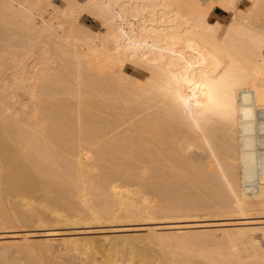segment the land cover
<instances>
[{
    "label": "bare ground",
    "instance_id": "1",
    "mask_svg": "<svg viewBox=\"0 0 264 264\" xmlns=\"http://www.w3.org/2000/svg\"><path fill=\"white\" fill-rule=\"evenodd\" d=\"M59 2L0 0V142L6 143L0 173H10L12 195L0 202V249L16 238L68 240L90 222L100 224V233L121 231L113 227L120 218L144 221L152 212L148 199L134 198L148 191L164 201L171 226L149 221L129 228L146 231L142 236L166 232L152 236L157 257L134 245L121 257L125 264H264L262 220L197 226L204 233L196 234L199 228L179 219L264 214V0H249L246 15L235 12V0ZM215 2L228 11L227 21L210 20ZM82 15L103 30L80 23ZM126 65L145 74L141 83ZM20 91L29 104L15 100ZM188 147L209 163L194 164ZM184 182L185 188L194 182L199 201ZM228 225L236 227L221 228ZM88 244L91 261L117 264L115 254L110 260ZM11 252L3 255L13 258ZM60 257L57 263H66Z\"/></svg>",
    "mask_w": 264,
    "mask_h": 264
},
{
    "label": "rangeland",
    "instance_id": "2",
    "mask_svg": "<svg viewBox=\"0 0 264 264\" xmlns=\"http://www.w3.org/2000/svg\"><path fill=\"white\" fill-rule=\"evenodd\" d=\"M214 1H216V0H214ZM55 2H57V4L59 3L60 4V2H59V0H55ZM235 12L238 14V15H246V14H248L249 12H250V3H249V0H235ZM209 18H210V20H214V19H218V20H221V21H227L228 19H229V13H228V11L224 8V7H222L221 5H219V4H217L216 2H215V4H214V9L212 10V12L210 13V16H209ZM79 22L80 23H83L84 25H86L87 27H89L90 29H92V30H94V31H101V30H103L102 28H103V26H102V24H101V22L100 21H98V20H96V19H94V18H92V17H89V16H87V15H82L80 18H79ZM99 24H101V25H99ZM40 52H41V50H40ZM31 63V64H30ZM32 64H33V62H31V61H29V63H28V66H32ZM14 70V69H13ZM12 70V71H13ZM33 71V69H30L29 68V71ZM15 71V70H14ZM21 71H18L17 70V73L18 74H22V73H20ZM125 72L128 74V75H131L132 77H134V79H136V81H138L139 83H141V81L145 78V74L143 73V72H141V70L139 69V68H137V67H134L133 65H126V67H125ZM11 73V71L9 72V73H7V74H10ZM8 76V75H7ZM20 94H18V96H17V98L15 99L16 101H18L22 106L25 104H27L28 103V97L26 96V94L24 95L23 94V92H19ZM20 95V96H19ZM35 102L36 103H38V101L37 100H35ZM19 103L17 104V108L19 109V107L21 106H19ZM22 103H24V104H22ZM29 104V103H28ZM24 105V106H25ZM19 106V107H18ZM24 109H25V107H24ZM26 113H27V115L28 116H30V114H31V112L29 111V110H24ZM30 113V114H29ZM33 114V113H32ZM31 114V115H32ZM34 114H36V116L38 115V112H35ZM113 119V116H110V118H109V120H112ZM2 143V144H1ZM6 146V143L5 142H0V150L1 149H4L5 147H3V146ZM186 155L187 156H189L190 158H194L195 159V162H194V164H196V165H200V166H206L208 163H209V160H208V158L205 156V155H203V154H201V152L199 151V150H197V149H195L194 147H188L187 148V150H186ZM3 166V164L0 162V166ZM178 165V163H172L171 164V166L169 167V169L170 170H173V169H175V167ZM1 169H2V167H1ZM2 172V174L0 173V179L2 180V182H1V185L2 186H0V202L2 201V202H4V204L6 203V201H7V203L9 202L8 200H6L7 199V197H8V195H10V194H8L6 191H7V187H8V179H10V177H8L7 175H9L10 173L9 172H7V170H6V172L5 171H1ZM194 176H196L197 177V175H195V174H193ZM4 176H6V177H4ZM186 176H189V175H186ZM191 177H192V175H190ZM187 178V182H189V184L191 183V181H194V179H190L189 177H186ZM193 178V177H192ZM199 178V177H198ZM7 179V180H6ZM196 179V178H195ZM201 179V178H200ZM200 179H198L199 181H197L198 183L200 182ZM187 182H184V186H182V187H184V190L185 191H187L186 193L187 194H189V193H194V195H192V194H190L189 196H194V201H199V200H197V199H200L199 197H201V196H199V195H197V193H198V191H199V189H197L196 190V187L198 186H196V187H194V189L196 190V192L193 190V186H195L193 183L195 182L196 184H197V182H196V180L192 183L193 184V186H192V184H191V188L188 186V187H186L185 188V186H187V185H185V183H187ZM202 183V182H201ZM201 183H199V185L201 184ZM182 185H183V183H182ZM202 185V184H201ZM205 185V184H204ZM204 185H203V187H204ZM203 188L202 186H199V188ZM131 189H136V187L135 186H132V187H130ZM146 193H148V191H144V193L143 192H141V193H135V194H137L138 196H134V198H141L143 201H147L146 199H148V201H147V205H148V207H151L152 208V212H150L149 213V216L147 217V216H144L143 215V217H144V219H145V217H146V220H141V216H129V217H126V218H120L121 219V223L122 224H119L120 223V221H118V222H116V224L118 225L117 227H115V226H113L114 228H122L121 229V231H118V232H115V233H113L112 231H111V233H110V231H103V232H105V233H100V228H102L101 226H99L97 223L95 224V223H92V224H94V225H96V226H94V225H92L91 226V222L90 223H88L87 225L88 226H86V224H84L83 226H84V229L82 228V232H81V230L78 232V236H77V234H75V237H73V235L74 234H72V238H71V236H69L68 238V240H72V241H68L67 240V237H63L62 235H52V237H50V236H48V237H46V238H44L43 240H28V239H26V238H16L13 242H8V243H6L5 245H3V249H4V251H2L3 249H0L1 251H0V257H2V258H0V261L2 262V263H7L8 264V262L12 259V260H16L17 259V261L15 262L14 261V264H27V263H25V262H23V261H25V259H26V262H28V263H31L32 264V262L33 261H35L36 263H38V261H41L42 260V262H40V264H51L52 262V264H60V263H57L58 261H60L59 260V257L61 256L62 257V254H64L63 255V257H62V259H61V257H60V259L61 260H63V258H65L64 260H63V262H66V263H63L62 261V263L63 264H80V261H81V263L82 264H85V263H87V264H90L91 262V264H95V262H96V260H93V258H92V260L93 261H91V255H90V246H89V241H90V243H92V244H90V245H94L95 243L97 244V246H96V244L94 245V246H96V247H99L98 249L100 250V251H102L101 253L102 254H108L109 255V257L107 256V258L108 259H110V260H113V256L114 257H117V264L119 263V264H125L126 262H123V261H121V257H124V254H128L129 252H130V250H132L131 248H133V247H137L139 250V252H140V250H141V252L142 251H144V253H146V252H148V253H150V257H151V260H153L154 259V256H156L157 257V253L155 254L154 253V251L153 250H155V252H156V250L158 251V246L156 245V244H154V239H153V237L156 235V234H159V235H161V234H163L164 233V231L166 232V230H164V229H157V230H154V231H156V233H152V234H148V235H146V236H142L143 234L142 233H145L144 231H133V230H130L131 228L132 229H134V228H136L137 229V227H145L146 225H143V224H139V223H148L149 221H151V222H159L160 224L159 225H161V226H163V227H169V226H171V223H168V222H171V220H172V218H170V219H168L169 217L167 216L168 214L166 213H164V212H166L165 211V205H163V203H164V201H161L160 200V195L158 196V194L157 195H155L154 197H152L154 194H156V193H152V192H150V193H152V196H151V194H149L148 193V195L146 194ZM123 194V193H122ZM195 195H197L196 197H198L197 199H196V197H195ZM12 196V195H11ZM10 196V197H11ZM188 196V197H189ZM10 197H8V199L10 198ZM159 198V199H158ZM190 199L191 198H193V197H189ZM11 199V198H10ZM153 199H154V201H153ZM158 199V200H157ZM141 200V201H142ZM150 200V201H149ZM160 200V201H159ZM32 202H35V203H33L34 205L35 204H37V202L34 200V199H32ZM153 202V203H152ZM161 202V203H160ZM191 202L195 205V204H197L198 205V203H200V202H193V199L191 200ZM6 203V204H7ZM166 203V202H165ZM154 205H156V206H154ZM202 205H204V204H202ZM153 206H154V208H153ZM199 206H201V203H200V205ZM164 207V208H163ZM32 213V212H31ZM31 213L30 212H28V214H30L31 215ZM199 213V214H198ZM197 214L195 213V214H191L190 216L191 217H193L194 216V218H195V216H196V218L195 219H187V218H189L188 216H183V217H185V218H183L182 216H180L179 217V219L181 220V219H184V220H187V222L188 223H186V224H192L193 226H195V228L194 229H197V228H199L198 230H199V232H197L196 230H194L193 228H191V230H194L195 232H197L196 234H198V233H201L202 231H201V229L202 228H204V227H197V226H209V225H213V224H215V223H217V224H229V223H231V222H243V221H261V224H259V225H261V226H264V214L262 213L261 214V216H260V214L259 213H261V212H249L250 214H247L248 216H252L253 217V214H259V216H257V215H255L256 216V218H247V219H240V217H241V215L239 216V214H237L236 215V213H234V214H232V212H231V214L230 213H228V214H226V215H224L225 213H223V216H216V217H214V216H209V218L207 219V217H205V216H203V217H201V214L202 215H205L206 213H201V212H198ZM33 215V214H32ZM200 215V216H199ZM230 215H232V216H230ZM198 216V217H197ZM254 216V217H255ZM187 217V218H186ZM139 219L140 220V222L137 220V219ZM178 218V217H177ZM200 218V219H199ZM204 218H206V219H204ZM258 218V219H257ZM120 219H118V220H120ZM126 219V221H125V223H124V221L123 220H125ZM132 219H133V221L135 220V221H137V222H133L132 221ZM148 219V220H147ZM150 219V220H149ZM174 219V221H176V220H178V219H175V217L173 218ZM198 219V220H197ZM127 220L128 221H130V222H127ZM179 220V221H180ZM184 220H181V221H184ZM194 220V221H193ZM142 221V222H141ZM190 221V222H189ZM192 221V222H191ZM133 223V224H132ZM35 224V223H34ZM173 224H182V223H173ZM36 225H38V223H36L34 226H36ZM89 225L91 226L89 229H88V227H89ZM97 225H98V227H97ZM102 225V224H101ZM54 226H56V225H54ZM82 226V225H81ZM94 226V227H93ZM173 226H175V225H173ZM32 227H33V224H32ZM31 226H30V228H32ZM128 227V228H127ZM227 228V227H230V228H232V227H236V225H228V226H222L221 228ZM33 228H36V227H33ZM85 228L86 229H88L89 231H87V230H85ZM126 228V229H125ZM130 228V229H129ZM212 228V227H211ZM100 229V230H99ZM128 229V230H127ZM138 229H140V228H138ZM98 230V231H97ZM202 230H204V229H202ZM78 231V230H77ZM83 231H84V233H83ZM91 231H93V232H91ZM154 231H152V232H154ZM194 231H193V233H194ZM39 233V231H35V235H37V233ZM47 232H50V231H47ZM52 232V231H51ZM129 232V233H128ZM133 232V233H132ZM139 233V234H136V233ZM158 232V233H157ZM41 233V232H40ZM109 233V234H108ZM147 233V232H146ZM149 233H151V232H149ZM161 233V234H160ZM202 233H204V232H202ZM71 234V233H70ZM140 234H142V235H140ZM39 235H41V234H39ZM69 235V234H68ZM67 236V235H66ZM117 236V237H116ZM127 236H128V238H127ZM153 236V237H152ZM60 237V238H59ZM80 237V240H82V241H79L80 243H78V239L77 238H79ZM81 237H84V238H82L81 239ZM122 237V238H121ZM140 237V238H139ZM143 237V238H142ZM52 238V239H51ZM54 238V239H53ZM73 238H75V239H73ZM114 238V239H113ZM150 238V239H149ZM27 240L28 242H29V245H27L28 244V242H26L25 240ZM120 239L121 240H128L127 241V243L125 242V241H120ZM136 239V240H135ZM143 239H145V240H143ZM20 240H22V241H20ZM47 240H48V242L50 243V241H52L50 244L47 242ZM50 240V241H49ZM66 240V241H65ZM77 242H76V241ZM88 240V241H87ZM133 240V241H132ZM138 240V241H137ZM139 240H142V241H139ZM24 241V242H23ZM42 241H44V242H46L48 245H44L45 243L44 242H42ZM55 242V244H57V241H58V246L60 247V252L63 250L64 251V253H63V251H62V253H60L59 252V250H57V247H55L56 249V251H54V248L52 247V246H54L55 244H54V242ZM65 241V242H64ZM74 241L76 242V243H74ZM134 241L136 242L135 244H134ZM31 242V243H30ZM33 242V243H32ZM38 242V243H37ZM69 242V243H68ZM86 242V243H85ZM88 242V243H87ZM112 242H114V243H112ZM121 244H120V243ZM123 242V243H122ZM124 242L126 243L125 244V247H124ZM129 242H130V244H129ZM138 242V243H137ZM142 242V243H141ZM151 242H152V244H151ZM25 243V244H24ZM35 243L37 244V245H35ZM41 244V246H40V244ZM66 244V247L64 246L65 244ZM78 243V245H73V244H77ZM133 243V244H132ZM12 244H14L13 246H11ZM18 244V245H17ZM20 244V245H19ZM64 244V245H63ZM67 244H68V246H67ZM114 244V245H113ZM116 244V245H115ZM119 244H120V246H119ZM146 244V245H145ZM148 244V245H147ZM9 247H8V246ZM15 245H17V246H15ZM22 245H24L25 247V249H26V251L27 252H30V253H25L24 251H23V249H22ZM39 245V246H38ZM49 245L53 248V250H52V252H51V250H49V248H51V247H49ZM63 245V246H62ZM135 245V246H134ZM143 245H144V248H143ZM7 246V247H6ZM15 246V248H13L12 249V247H14ZM37 246V247H36ZM46 246V247H45ZM74 246H75V249H74ZM111 246H113V247H111ZM115 246V247H114ZM150 246V247H149ZM22 250H20V252H17L18 254H19V256H20V258H18V256H17V253H15L17 250H19V248ZM62 247V248H61ZM118 247V248H117ZM127 247H129L130 248V250H129V248L127 249ZM152 247H154L153 249H152ZM0 248H2V245H1V247ZM7 248H11L10 249V251H12L11 253L13 254V255H15L13 258H11V256H10V259L8 258L9 256V253H10V251H9V253H8V251L7 252H5L6 251V249ZM16 248H17V250H16ZM48 248V249H47ZM51 248V249H52ZM72 248V249H71ZM87 248V249H86ZM114 248V249H113ZM116 248V249H115ZM145 248H147V249H149V250H145ZM156 248V249H155ZM29 249V250H28ZM42 249H43V251H42ZM59 249V248H58ZM62 249V250H61ZM66 249V250H65ZM70 251H69V250ZM89 249V250H88ZM120 249V250H119ZM121 249H122V253H121ZM126 249L128 250V251H126ZM151 249V250H150ZM8 250V249H7ZM16 250V251H15ZM36 250H38V251H36ZM40 250V251H39ZM72 250H74V251H72ZM115 252H114V251ZM13 251H14V253H13ZM32 251H33V254H31L32 253ZM44 251H45V253H44ZM56 252V254H58V252L60 253V256H59V254H58V256L56 255L55 256V253L54 252ZM66 251V252H65ZM116 251L118 252L117 254H116ZM120 251V252H119ZM151 251V252H150ZM152 251H153V253H152ZM5 252V253H4ZM72 253V255H71V253ZM126 252H128V253H126ZM8 255H7V254ZM20 253H23L22 255H20ZM35 253V254H34ZM43 253V254H42ZM49 253H54V255L52 256V255H50ZM67 253V254H66ZM78 253H80L79 255H78ZM110 253V254H109ZM143 253V252H142ZM147 253V255H149ZM3 254H6L8 257V259L5 257L6 255H3ZM25 254V255H24ZM46 254V255H45ZM82 254V255H81ZM113 254H115V255H113ZM111 255H113V256H111ZM25 256H27V257H25ZM37 256V257H36ZM41 256H42V259H41ZM44 256V257H43ZM48 256H50V257H48ZM65 256V257H64ZM69 258H68V257ZM72 256V257H71ZM76 256V257H75ZM80 256V257H79ZM83 256V257H82ZM89 256V257H88ZM4 257H5V259H4ZM29 257V258H28ZM35 259H34V258ZM55 257V258H54ZM57 257H58V260H56L57 259ZM70 257H71V259H70ZM112 257V258H111ZM153 257V258H152ZM45 258V259H44ZM48 258H49V260H48ZM67 258V259H66ZM72 258L74 259V261H75V263H73L74 261L72 260ZM77 258V259H76ZM80 258L83 260V262H82V260H80ZM98 258L100 259V257L98 256ZM106 258V257H105ZM7 259V260H6ZM19 259V260H18ZM22 259V260H21ZM30 259V260H29ZM41 259V260H40ZM43 259H44V261H43ZM53 259V260H52ZM11 260V264L13 263V261ZM27 260H29V261H27ZM38 260V261H37ZM48 260V261H47ZM68 260V261H67ZM69 260H71V261H69ZM80 260V261H79ZM102 259H100V260H98L99 261V263H98V261L96 262V264H105V263H102V262H100ZM20 261L22 262V263H20ZM32 261V262H31ZM46 261V263H44ZM73 261V262H72ZM95 261V262H94ZM120 261H121V263H120ZM0 262V264H2ZM35 262H33L34 264H36ZM70 262V263H69ZM112 264H114L113 262H111ZM39 264V263H38ZM107 264V263H106Z\"/></svg>",
    "mask_w": 264,
    "mask_h": 264
}]
</instances>
